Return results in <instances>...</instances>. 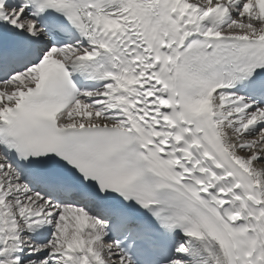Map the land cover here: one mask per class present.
<instances>
[{"label":"snow or ice","instance_id":"6c2138e0","mask_svg":"<svg viewBox=\"0 0 264 264\" xmlns=\"http://www.w3.org/2000/svg\"><path fill=\"white\" fill-rule=\"evenodd\" d=\"M0 264H264V0H0Z\"/></svg>","mask_w":264,"mask_h":264}]
</instances>
